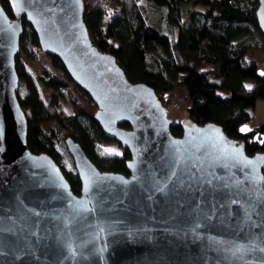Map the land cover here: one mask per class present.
<instances>
[{
  "label": "water",
  "instance_id": "95a60500",
  "mask_svg": "<svg viewBox=\"0 0 264 264\" xmlns=\"http://www.w3.org/2000/svg\"><path fill=\"white\" fill-rule=\"evenodd\" d=\"M7 3L11 17L0 4V264H264V154L248 156L213 123L185 120L174 137L156 93L130 83L114 57L93 46L82 0ZM256 11L264 38V0ZM23 24L95 104L104 135L128 151L126 175L100 171L66 138L81 184L75 194L54 160L27 150L14 64Z\"/></svg>",
  "mask_w": 264,
  "mask_h": 264
},
{
  "label": "trees",
  "instance_id": "16d2710c",
  "mask_svg": "<svg viewBox=\"0 0 264 264\" xmlns=\"http://www.w3.org/2000/svg\"><path fill=\"white\" fill-rule=\"evenodd\" d=\"M11 17L7 0H0ZM84 24L89 40L101 52L111 54L130 83L145 84L166 108L167 92L180 89L186 96V119L191 123L219 126L231 140L244 145L248 156L264 154V122L251 131L240 127L252 121L257 100H264V76L258 65L247 62L250 50L264 52L256 13L258 0H82ZM147 5L162 10L161 26L147 19ZM110 12L106 13V8ZM19 55L15 59L19 77L18 98L26 118V147L45 154L62 170L71 191L80 193V180L61 138H72L100 171L126 175L128 151L112 157L100 146L111 141L94 121L97 107L72 82L59 59L41 52L35 32L23 24ZM47 58L40 81L51 91L47 103L39 94L23 59ZM253 81L248 90L245 82ZM72 106L65 113L63 102ZM55 115H52V110ZM182 122L170 133L182 136ZM122 128H128L123 125ZM65 141V140H64Z\"/></svg>",
  "mask_w": 264,
  "mask_h": 264
},
{
  "label": "rangeland",
  "instance_id": "374dc122",
  "mask_svg": "<svg viewBox=\"0 0 264 264\" xmlns=\"http://www.w3.org/2000/svg\"><path fill=\"white\" fill-rule=\"evenodd\" d=\"M147 10H148V13L146 15L148 16L147 17L148 22L151 24L153 23L155 25L161 26L163 24L162 19L157 20V17L161 15L162 10L153 5L151 6L147 5ZM46 61H47V58L43 60L41 57H37L34 60H28L26 58L23 59V63L26 66V70L28 74L33 76L34 84L37 85L40 96L43 98L45 102L48 103L52 99L51 91L49 89H46L43 82L40 81L41 69L43 68V65L47 64L45 63ZM246 61L247 62L252 61L256 65H258V75H260L261 77L264 76V52L263 51H260L259 49L250 50V52L247 53ZM253 85H254L253 81L245 82V87L248 90H252V88L254 87ZM166 95H167V98L174 99L170 101H176V102L178 101L180 104V107L176 109V108H173L171 104L168 103L169 104L167 107L168 117L171 119L173 123H178L179 121L180 122L185 121L186 113H187L186 109L188 107V103L185 100L186 98H184L183 96V91L180 89H177L174 91L167 92L164 95L165 100H166L165 98ZM63 104L65 105V113L70 114L73 110L72 106L69 104V102H65V101L63 102ZM51 110H52V115L54 116L55 115L54 110L52 108ZM252 115H253L252 121L249 122L248 124H243V126L240 127L239 130H241L242 133L251 131L252 129H254V127H257L264 122V100L263 101L257 100V102L255 103V106L253 107ZM64 135L65 134L61 135L63 142L65 140ZM100 146L102 147L103 153L108 154L112 157L120 155L122 153V150H124L121 146L118 145L117 142L113 140L109 142H103V144H101ZM64 160L66 164L68 165H69L68 162H71V164H73V159H71L69 154L68 156L64 157Z\"/></svg>",
  "mask_w": 264,
  "mask_h": 264
},
{
  "label": "built area",
  "instance_id": "2783aa9c",
  "mask_svg": "<svg viewBox=\"0 0 264 264\" xmlns=\"http://www.w3.org/2000/svg\"><path fill=\"white\" fill-rule=\"evenodd\" d=\"M108 12H110V8L108 7V8H106V13L108 14ZM184 96V98H186V96L185 95H183ZM169 104H171V106L173 107V108H179L180 107V104H179V102L177 101H169Z\"/></svg>",
  "mask_w": 264,
  "mask_h": 264
},
{
  "label": "snow or ice",
  "instance_id": "6c2138e0",
  "mask_svg": "<svg viewBox=\"0 0 264 264\" xmlns=\"http://www.w3.org/2000/svg\"><path fill=\"white\" fill-rule=\"evenodd\" d=\"M207 183H208V184H211L212 182H211V181H208ZM233 202H234V201H233ZM84 210H88L86 206H85ZM256 211H257V213L259 212V207L257 208ZM247 215H248V218L251 219L252 213H248ZM255 227H260V225L257 224V225H255Z\"/></svg>",
  "mask_w": 264,
  "mask_h": 264
},
{
  "label": "crops",
  "instance_id": "0c3cea01",
  "mask_svg": "<svg viewBox=\"0 0 264 264\" xmlns=\"http://www.w3.org/2000/svg\"><path fill=\"white\" fill-rule=\"evenodd\" d=\"M183 95H184V93H183ZM165 98H166L167 101L174 100L173 98H167V95H166Z\"/></svg>",
  "mask_w": 264,
  "mask_h": 264
}]
</instances>
